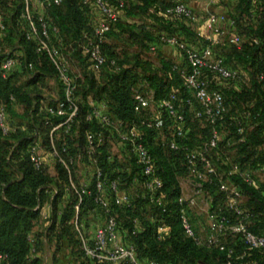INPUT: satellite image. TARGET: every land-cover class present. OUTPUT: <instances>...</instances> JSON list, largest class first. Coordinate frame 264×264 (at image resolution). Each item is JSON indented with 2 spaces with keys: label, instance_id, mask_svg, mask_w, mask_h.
<instances>
[{
  "label": "trees",
  "instance_id": "trees-1",
  "mask_svg": "<svg viewBox=\"0 0 264 264\" xmlns=\"http://www.w3.org/2000/svg\"><path fill=\"white\" fill-rule=\"evenodd\" d=\"M37 1L27 0L32 18L37 21L38 14H43L48 26L58 30V35L51 37L53 44L65 54L82 56L87 65L82 79L75 78L76 96L81 99L76 121L69 133L60 129L54 134V146L60 152L66 147L70 156H76L84 152L87 131L103 132L104 143L97 152V166L107 180H118L119 192L126 193L129 198L128 204L111 205L121 242L132 244L138 258L143 261H157L160 264L224 263V253L198 246L183 235L179 219V178H187V174L182 154L162 147L158 141V132L147 127L146 114L136 115L134 111L133 92L140 85L146 83L153 90L155 99L167 96L174 87H182L180 77L171 72V66L178 61L160 57V67L156 68L135 57V64L128 67L118 59L115 51L116 41L124 35L148 49L152 45H160L157 40L160 34L175 35L190 46H195L193 44L196 41L204 45L203 40L196 36L197 25L164 16L163 10L170 5L171 0H123L125 7L121 18L107 33L102 45L108 63L99 71H94L79 47L83 34L92 30L95 16L93 10L84 6L81 0H62L59 6L45 7L40 11L36 6ZM230 2L228 18L235 21L236 31L244 41L239 48L229 45L232 50L224 57L225 63L230 68L246 72L249 85L240 86L220 80L213 83L223 93L229 107V117L232 118L227 119L221 127L226 137L220 146L224 147V154L228 148L233 149V163H238L243 169L257 170L264 168V0ZM25 5V0H0V17L4 25L3 36L0 38V107L5 108L9 124L15 128L7 136L0 130V255L4 256L0 264H44V253L50 249L51 264H60L65 258V255H60L65 244L70 248L65 264H92L84 256L73 225L78 195L70 188L67 170L49 154H45L46 150L50 151L51 125L60 123L61 119L47 113L46 109L55 105L44 104L38 90L47 72L55 75L56 79L57 74L49 59L36 52L35 42L26 39L28 25L22 17ZM5 46L11 50L10 53L3 51ZM6 57L15 58L17 64L4 76L1 63ZM110 60L115 61L119 70L109 65ZM22 70L30 71L31 74L19 85L17 74L22 73ZM88 98L97 105L105 106L107 114L127 128L132 124L141 127L163 183L156 195L158 203L151 202L140 169L125 146L119 144L123 154L121 159L112 158L108 154L106 139H114L116 136L100 127L96 121L86 120ZM184 112L190 128L191 145H194V139L202 135L197 134L195 129L199 125L203 127V141L208 136V127L193 120L189 108L186 107ZM13 116L18 117L20 122H15ZM238 123L243 128L242 135L237 133ZM22 126H25L26 132L20 130ZM34 133L41 136L44 147V166L39 171L32 167L27 153ZM162 133L166 140L171 139V133L166 128ZM224 154L221 156L223 163L217 164L220 171L226 172L229 166ZM84 161L88 162L86 158ZM50 164L53 167L52 175L47 173ZM76 164L71 168V177L76 187H79ZM256 178V187H248L237 177H231L230 181L247 198L242 207L254 215L249 229L254 234L264 236V176L262 181ZM105 194L109 199L113 196L108 187H105ZM204 194L211 198L213 208L223 206V195L216 187L207 186ZM45 203L50 204L49 223L41 218V206ZM96 209L102 214L91 197L83 198L77 219L83 223L85 230L89 225L84 216ZM75 243L80 247L85 260L83 263H79L75 257ZM239 247L241 245L237 241L236 249L239 250ZM250 258L264 264V254L252 252Z\"/></svg>",
  "mask_w": 264,
  "mask_h": 264
},
{
  "label": "built area",
  "instance_id": "built-area-1",
  "mask_svg": "<svg viewBox=\"0 0 264 264\" xmlns=\"http://www.w3.org/2000/svg\"><path fill=\"white\" fill-rule=\"evenodd\" d=\"M25 1L22 17L28 25L25 33L26 39L34 41L36 52L49 59L62 88L63 98L59 99L54 107L46 109L50 116L61 119L60 123L51 125L48 154L67 170L70 188L78 195V204L74 207L76 217L73 225L79 236L84 256L92 264H160L157 261L140 260L132 244L121 242L118 223L112 215L111 205L128 204L129 198L126 193L119 192L118 180H107L106 175L97 166V152L104 143L103 132H86L83 154L70 156L66 147H63L61 152L55 148L54 134L60 129H64L65 133L70 132L78 116L81 99L76 96L77 85L72 73L70 55L65 54L52 42L51 37L58 35V30L56 27L50 28L41 13L38 14L37 21H35L31 16L27 0ZM196 1L202 4L201 10L204 13V24L200 29H196V36L199 40H203V46H190L175 35L160 34L157 39L160 45L175 49L183 57L182 62L178 61L171 66V72L177 74L182 80V87H174L167 96L155 99L153 90L144 83L133 92L134 111L136 115L149 114L150 122L147 127L158 132V141L162 147L182 154L187 179L192 187L190 197L181 196L178 199L181 206L179 219L183 235L192 239L198 246L224 253L226 259L221 264H259L250 256L252 252L264 254V236L254 234L249 229L254 215L242 207L243 194L240 188L230 181V178L237 177L248 187H256L255 177L258 173L264 176V168L243 169L238 163L226 161L227 163H224L229 168L225 172L220 171L217 164L223 163L221 156L224 154V147L220 146L222 142L221 127L227 119L232 120V118L229 117V107L223 93L213 83L220 80L247 87L249 77L244 71L228 67L225 58L216 54L214 47L223 42L239 48L242 40L236 31L235 21L221 11L211 9L217 6L218 0ZM61 2L62 0H39L36 2V6L40 11H43L45 7L59 6ZM81 2L84 6L91 8L95 16L92 30L90 33L83 34L79 47L82 55L87 58L90 68L99 71L108 63L107 57L102 52V45L107 33L115 27L121 18L125 3L123 0L116 2L113 0H81ZM163 15L195 25L199 21L196 10L187 0H171L170 5L164 8ZM3 32L4 25L0 17V38L3 36ZM155 49L154 45L150 47L152 51ZM16 64L15 58L6 57L1 63L3 75L10 73ZM109 65L119 70L114 60H110ZM259 79H262V75ZM87 104L89 109L86 120L96 121L100 127L110 134H114L119 144L127 148L128 153L135 159V163L140 169L144 178V187L151 202L158 203L156 195L163 183L157 173L154 155L145 143V135L141 127L132 124L127 128L110 117L105 106L97 105L90 98H88ZM186 107L192 111L193 120L208 127V136L198 145L190 143V128L184 112ZM165 128L171 133L169 140L163 137L162 132ZM0 130L4 136L15 130L10 126L7 112L3 106L0 107ZM20 130L26 132L25 126L20 127ZM237 133L243 134V128L239 123ZM242 140L243 138L240 139V141ZM27 153L32 167L36 171L41 170L45 158L39 134H33ZM84 158L88 162H85ZM76 163H80L84 167L86 164L88 165L87 167L91 170L89 184L80 183V186L76 187L71 177V168ZM91 182L93 183L92 189H90ZM207 186L216 187L223 195V206L213 208L212 200H207L208 207L205 210L208 221L207 231L205 236H200L189 220L188 210L198 205L199 199L205 195ZM105 187H108L113 193L111 199L106 196ZM54 193L56 194L55 190ZM84 197H91L104 217V222L94 229L91 238L86 236L83 223H79L77 219L79 205ZM45 208H50V204L45 203L41 206V218L45 223H49V214L44 211ZM159 230L162 231L161 228ZM228 237L237 240L244 251L236 249L237 241L235 242V240H232L231 244L226 243L225 240ZM3 259L4 256L0 255V260ZM44 264H46V259Z\"/></svg>",
  "mask_w": 264,
  "mask_h": 264
},
{
  "label": "rangeland",
  "instance_id": "rangeland-1",
  "mask_svg": "<svg viewBox=\"0 0 264 264\" xmlns=\"http://www.w3.org/2000/svg\"><path fill=\"white\" fill-rule=\"evenodd\" d=\"M190 1V0H187ZM191 1H195V0H191ZM231 0H218V4L217 6L212 7V10L215 11H221L223 12L227 17H229V10L231 9L230 2ZM193 4V3H192ZM195 9V7H194ZM196 13L199 16V21L198 24L196 26L197 29H200L203 24H204V13L200 11H198L197 9ZM202 30V29H201ZM143 37V36H141ZM139 37V38H141ZM242 41H244V39L242 38ZM193 45H195V47H201L203 46L202 42H198L196 41ZM116 48V54L119 60H121L125 66H131L133 64H135V57H139L140 60L142 61H146L147 63H150L151 65L155 66L156 68L160 67V57H163L164 59H172L173 55H174V49H171L169 47H165L162 45H158L156 47V49L154 51L148 49L146 46L142 45L140 42H138L137 40L135 41L134 39H129L127 37V35H124L121 37V39L119 41H116L115 44ZM231 46L227 45L226 43H221L218 44L217 46L214 47V51L216 54L221 55L223 57H226L228 53H231ZM6 54L10 53L11 50L5 46L4 50H3ZM71 61H72V73L73 76L76 79H82L83 75H84V70L87 67L86 65V59H84L82 56L79 55H75L74 53L70 55ZM22 65V64H21ZM21 69V68H20ZM31 74L30 71H23L18 75V84H22L26 81V78ZM39 94H40V99L41 101L48 105V106H54L57 101L61 98L62 96V88L58 82V80L56 79L55 75L51 74L50 72H47L45 74V77L43 79V83L39 86V90H38ZM147 113V112H146ZM148 116V122H150L149 120V114H146V117ZM14 121L15 122H20L19 118L16 116H13ZM197 134H202L200 136V138H196L194 140H196L194 142V145H198L200 143H202V138H203V127L201 125L196 126L195 127ZM224 132H222V140L225 139L224 137H226L225 135L223 136ZM74 135H75V131H74ZM106 147L108 149V154L112 157V158H122L123 154H121L120 152V145L118 143V141L116 140V138L112 139L110 137H108L106 139ZM45 154H47L48 156V151H45ZM225 157L224 159L228 162L231 163L234 161V151L231 148H228L225 152ZM48 160L51 163V158L48 157ZM52 164L49 165L48 167V171L47 173L49 175L53 174V167L51 166ZM77 170H76V178L77 181H79V183H90V173L91 170L89 169V167H87L88 165L86 164V166H82L80 163H77ZM84 169H87L88 172H84ZM84 173V175L82 174ZM259 174L256 175V179L259 181H262L263 176L261 174V176H258ZM180 181L184 184L185 183V179L186 177H181L179 178ZM247 201V198L243 195L241 204L244 206L245 203ZM207 202V197L204 195L203 197H201L199 199L198 202V207L206 210L208 205H206ZM202 214L205 216V211L202 212ZM85 221L86 223L89 225L87 227L86 234L87 237L91 238L93 235V231L94 229L101 225L104 222V217L102 216V214L100 213L99 210H94V212H89V215H85ZM196 222H201L203 223V221H201L196 217ZM86 224V225H87ZM90 225L92 227H90ZM227 240L226 243H228L230 240H235L233 238H226ZM229 240V241H228ZM73 249H74V253H75V257L77 258L79 263H83L85 260L82 257V253L80 250V247L78 244L75 243V245H73ZM240 251H244V248L241 246L239 247ZM61 252V256L65 255V258H63V261L60 264H65L66 262V256L67 254H69L70 252V248L68 247L67 244L63 245V248L60 250ZM51 257H52V249L46 250L44 253V260L46 259L47 264H51Z\"/></svg>",
  "mask_w": 264,
  "mask_h": 264
},
{
  "label": "crops",
  "instance_id": "crops-1",
  "mask_svg": "<svg viewBox=\"0 0 264 264\" xmlns=\"http://www.w3.org/2000/svg\"><path fill=\"white\" fill-rule=\"evenodd\" d=\"M189 4L195 9H197L198 11H200V13L202 12V4L198 1H188ZM193 3V4H192ZM173 49V48H171ZM174 60L176 61H179V62H182L183 61V57L180 55L179 52H177L175 49H174V55L172 57ZM17 111H19V108L16 107L15 108ZM84 172H88L87 169H84ZM84 175V173H82ZM259 175L258 176H261L260 173H258ZM263 176V175H262ZM179 185H180V189H181V196L182 197H185V198H188L192 195V187H191V184L190 182L188 181V179L186 178L185 179V183L183 184L180 179H179ZM123 193V192H121ZM210 197L207 198L208 201H210ZM44 211L46 213L49 214L50 212V208H45ZM205 210L198 207V205L196 207H194L193 209H191L190 213H188V217H189V220L192 224V226L194 227L196 233L200 236H205L206 234V231H207V220H206V215L204 216L202 214V212H204ZM196 217L200 220L201 218V221H203V223L201 222H196Z\"/></svg>",
  "mask_w": 264,
  "mask_h": 264
}]
</instances>
